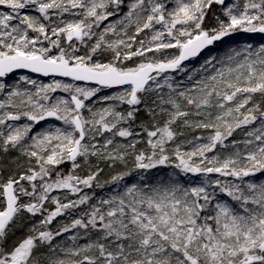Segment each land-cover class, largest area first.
I'll use <instances>...</instances> for the list:
<instances>
[{
    "label": "snow or ice",
    "instance_id": "obj_1",
    "mask_svg": "<svg viewBox=\"0 0 264 264\" xmlns=\"http://www.w3.org/2000/svg\"><path fill=\"white\" fill-rule=\"evenodd\" d=\"M0 6V264H264V0Z\"/></svg>",
    "mask_w": 264,
    "mask_h": 264
},
{
    "label": "trees",
    "instance_id": "obj_2",
    "mask_svg": "<svg viewBox=\"0 0 264 264\" xmlns=\"http://www.w3.org/2000/svg\"><path fill=\"white\" fill-rule=\"evenodd\" d=\"M4 10H5V9L3 8V6H0V11H4ZM25 12H27L28 14H31V15H36L34 9H27V10H25ZM109 19H110V20H114V19H116V17H110ZM105 23H108V22L106 21ZM112 38H115V37H112ZM245 42H252V43H254V44H259V43H261V42H264V40H262V39H248V40H244V41H239V40H237V41H232V42H230V43L233 44V45H235V44H237V43H239V44H243V43H245ZM223 49H224V46L221 45V46H219V47L214 48L211 52H212L213 54H215V53H217V52H221V51H223ZM208 55H209V53L206 54V55H204L203 57L199 58L198 60H195V61H193V62H190L187 66L189 67V69H192V68H198V67L200 66V64L203 63V60H204ZM174 75H175V74H174ZM182 78H183V74H180V77L178 78V80H179V79H182ZM43 82L47 83L46 81H43ZM163 91H164V92H167V88L163 89ZM58 94H60V93H58ZM141 119H146V114H142V115H141ZM45 125H46V124H45ZM45 125H44V126H45ZM200 134H201V131H200V130H197V132H195V133H191L190 136H191V135H200ZM118 140H119L120 142H124V141L121 140L120 138H118ZM139 147H144L143 143H141V145H139ZM189 147H190V146H189ZM15 155H18V153H10L8 157L3 158V159H4V160H10V159L12 158V156H15ZM92 162H93V164L97 163V161L95 160V158H92ZM100 166L104 168V172H103V174H102V176H101V180H102V181H103V180H106V179H110L111 175H115L116 172H118V171H126V170H127V169H125V167H124L123 165H117V167H116L115 169H110V168H108L104 163H101ZM61 167H62V169H63L65 172H67L68 169L70 168V164L66 163V164L62 165ZM128 167H129V168L132 167V160H131V158H129V161H128ZM171 171H173V169H172L171 166H169V167H163V168L161 167V168H157V169H152V170H150L148 173H144V175L152 176V175H155V174H161L162 172H164L163 174L165 175L166 173L171 172ZM189 175H190V177H191V174H189ZM130 178H131V176H130V177H126L125 180H124V181H121L120 183L123 184V182H126V181L130 180ZM191 179L196 180V179H198V177H191ZM113 187H116V186H114V185H108V186H105L103 189H99V188H94V189H92V190L85 189V192H88L89 195H91L93 192H95L96 197H95L94 200H93V202H95V200L98 199V198H100V197L108 198V197H109L108 195H103L102 193H103L104 191L110 189V188H113ZM81 207H82L83 210H87V208H88L87 205H84V206H81ZM79 214H80V212H79V210H77L73 215H74V216H79ZM72 218H73V216H68V215L58 217V218H57V221H54V222H53V225H52L51 227H52L53 229H55V228L59 227L61 224H67V223H70ZM35 219H36V221H38V220H39V217H36ZM72 234H73V233L70 232V233H66V234H64L62 237H57L55 242H57V243H61V242H63V243H70V241L67 240V237L70 236V235H72ZM23 235H24L23 232H17V233H16V236H15L13 239H19V238H21ZM84 242H85V240H83V239H81V240L79 241V243H84Z\"/></svg>",
    "mask_w": 264,
    "mask_h": 264
},
{
    "label": "water",
    "instance_id": "obj_3",
    "mask_svg": "<svg viewBox=\"0 0 264 264\" xmlns=\"http://www.w3.org/2000/svg\"><path fill=\"white\" fill-rule=\"evenodd\" d=\"M248 39H262V40H264V35H259V34H255V35H253V34H242V35H240L239 37L235 38L232 41H237V40L244 41V40H248ZM232 41H229V43L232 42ZM214 48H216V47H214ZM208 53H209V51L208 50H205L203 53H201V55L199 57L194 58V59L189 60V61H185V64L188 65L190 62H193L195 60H198L199 58L203 57L204 55H206ZM21 75H28L31 78L36 79V80H39V81H50V79H51L50 77H44V76H42L40 74H37V73H30V72H28L25 69L16 70V72L13 73V74H11L8 79L15 78V77L21 76Z\"/></svg>",
    "mask_w": 264,
    "mask_h": 264
},
{
    "label": "rangeland",
    "instance_id": "obj_4",
    "mask_svg": "<svg viewBox=\"0 0 264 264\" xmlns=\"http://www.w3.org/2000/svg\"><path fill=\"white\" fill-rule=\"evenodd\" d=\"M180 77V75H177L176 76V78L178 79ZM19 78V76H17V77H15V78H11V79H8L9 80V83H13V82H15L17 79ZM39 81V80H38ZM46 82H50V81H46ZM21 123H23V121H21ZM47 125H45V127H46ZM163 168V167H162ZM173 169V168H172ZM164 172H162L161 174H155V175H152V176H149V177H155V176H162V175H164L163 174ZM143 175H144V173H142ZM137 180H139V177L136 175V173L134 172L133 173V175L131 176V178H130V180H128V181H126V182H123V184H128V185H130L131 183H134V182H136ZM123 189L122 188H120V189H117L116 187H113V188H110V189H108V190H106V191H104L102 194L103 195H108V196H110V195H113V194H115V191H122ZM53 195H58V196H63V193H61V192H55V193H53Z\"/></svg>",
    "mask_w": 264,
    "mask_h": 264
}]
</instances>
